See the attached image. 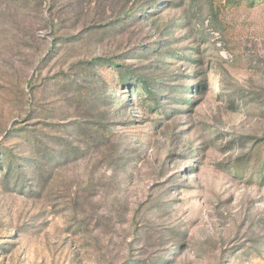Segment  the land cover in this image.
Wrapping results in <instances>:
<instances>
[{
	"label": "rangeland",
	"instance_id": "374dc122",
	"mask_svg": "<svg viewBox=\"0 0 264 264\" xmlns=\"http://www.w3.org/2000/svg\"><path fill=\"white\" fill-rule=\"evenodd\" d=\"M0 264H264V0H0Z\"/></svg>",
	"mask_w": 264,
	"mask_h": 264
},
{
	"label": "trees",
	"instance_id": "16d2710c",
	"mask_svg": "<svg viewBox=\"0 0 264 264\" xmlns=\"http://www.w3.org/2000/svg\"><path fill=\"white\" fill-rule=\"evenodd\" d=\"M95 61L98 63V65H101V64H106L104 61H106V59H104V58H101V57H97L96 59H95ZM94 63V62H93ZM92 63V64H93ZM109 63V62H108ZM112 65H114L115 67H116V65L115 64H113V63H111ZM142 83L144 84V86H143V90H144V92L145 93H147V94H150L151 92H152V90H153V87H152V85H151V82L149 81H147V79H144L143 81H142Z\"/></svg>",
	"mask_w": 264,
	"mask_h": 264
},
{
	"label": "built area",
	"instance_id": "2783aa9c",
	"mask_svg": "<svg viewBox=\"0 0 264 264\" xmlns=\"http://www.w3.org/2000/svg\"><path fill=\"white\" fill-rule=\"evenodd\" d=\"M216 35L218 36V32H216ZM219 46H221V43H219ZM223 54L226 56V57H231L232 55L228 52V51H223Z\"/></svg>",
	"mask_w": 264,
	"mask_h": 264
}]
</instances>
